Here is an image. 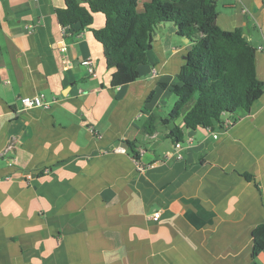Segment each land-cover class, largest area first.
<instances>
[{
  "label": "crops",
  "instance_id": "1",
  "mask_svg": "<svg viewBox=\"0 0 264 264\" xmlns=\"http://www.w3.org/2000/svg\"><path fill=\"white\" fill-rule=\"evenodd\" d=\"M64 2L0 0V264H264L252 238L264 224V93L224 131L163 125L192 43L158 25L127 82L92 34L103 14L62 35ZM217 13L216 27L256 50L264 82V0H218ZM35 94L47 106L23 108Z\"/></svg>",
  "mask_w": 264,
  "mask_h": 264
},
{
  "label": "trees",
  "instance_id": "2",
  "mask_svg": "<svg viewBox=\"0 0 264 264\" xmlns=\"http://www.w3.org/2000/svg\"><path fill=\"white\" fill-rule=\"evenodd\" d=\"M218 0H65L56 10L59 24L67 29L90 28L94 14L104 16V26L92 34L105 50L106 67H119L125 81L136 79V68L147 62L152 34L161 24L176 27L180 38L192 43L171 87L176 101L163 125L182 117L186 129L222 128V119L247 112L264 93V82L256 76V50L239 29L227 31L215 25ZM156 119L146 121L147 134L154 133ZM170 139L183 140L181 129L173 127ZM134 156V143H126ZM253 256L264 251V224L252 231Z\"/></svg>",
  "mask_w": 264,
  "mask_h": 264
},
{
  "label": "built area",
  "instance_id": "3",
  "mask_svg": "<svg viewBox=\"0 0 264 264\" xmlns=\"http://www.w3.org/2000/svg\"><path fill=\"white\" fill-rule=\"evenodd\" d=\"M64 32H65V28H62V35L64 34ZM65 50H66V45L63 44L60 48V51L64 52ZM81 64L87 68L88 72L91 75L95 74L93 59H86V60L82 61ZM152 73H155V70H153ZM53 102H55V100ZM20 103H21L23 108H27V109H29V108H40V107L47 106V103L44 102L43 95H41V94H35L33 96L22 97V98H20ZM233 124H234V120L232 118L226 116L222 119L221 130H223V131L227 130ZM206 130L211 133L210 127L206 128ZM213 137L216 138L217 135L214 134ZM187 142H190V139H187ZM174 147H175L176 152H178L177 153V159H181L182 156L179 152L182 149V143L177 142L174 144ZM111 151L114 153H126V147L123 145L114 146L111 148ZM134 160H135L136 167H137L138 171H143L145 166L143 164H141L137 159H134ZM159 215H160L159 212H154L152 215V220H154V221L158 220Z\"/></svg>",
  "mask_w": 264,
  "mask_h": 264
},
{
  "label": "water",
  "instance_id": "4",
  "mask_svg": "<svg viewBox=\"0 0 264 264\" xmlns=\"http://www.w3.org/2000/svg\"><path fill=\"white\" fill-rule=\"evenodd\" d=\"M188 41H189V39H187V38L184 39V42H185V43H188ZM191 48H192V46H189V47H188V50H191ZM186 58H187V57H185V59H186Z\"/></svg>",
  "mask_w": 264,
  "mask_h": 264
}]
</instances>
